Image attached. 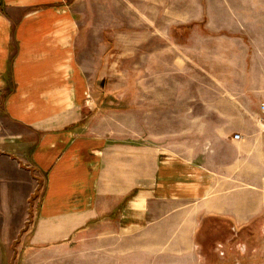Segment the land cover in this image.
Instances as JSON below:
<instances>
[{"label": "crops", "instance_id": "0c3cea01", "mask_svg": "<svg viewBox=\"0 0 264 264\" xmlns=\"http://www.w3.org/2000/svg\"><path fill=\"white\" fill-rule=\"evenodd\" d=\"M76 32L68 0H0V246H45L94 227L123 241L130 262L143 248L185 263L262 262L264 124L206 131L204 152L188 158L97 132L85 125L92 87ZM254 82L258 101L244 113L261 125L264 79Z\"/></svg>", "mask_w": 264, "mask_h": 264}, {"label": "rangeland", "instance_id": "374dc122", "mask_svg": "<svg viewBox=\"0 0 264 264\" xmlns=\"http://www.w3.org/2000/svg\"><path fill=\"white\" fill-rule=\"evenodd\" d=\"M68 10L92 87L86 126L186 158L204 152L206 131H262L264 112L260 125L244 109L258 101L250 83L264 79L251 71L264 61V0H68ZM242 98L248 103H236ZM126 250L90 227L45 246H0V264H194L161 248L136 249L130 262Z\"/></svg>", "mask_w": 264, "mask_h": 264}, {"label": "built area", "instance_id": "2783aa9c", "mask_svg": "<svg viewBox=\"0 0 264 264\" xmlns=\"http://www.w3.org/2000/svg\"><path fill=\"white\" fill-rule=\"evenodd\" d=\"M260 110H261V112H264V106L263 105L260 107ZM233 139L238 141L240 139V136L234 135ZM263 235H264V222H263Z\"/></svg>", "mask_w": 264, "mask_h": 264}]
</instances>
